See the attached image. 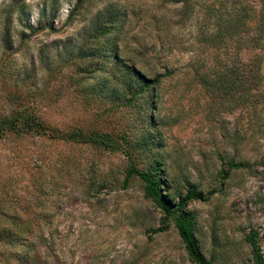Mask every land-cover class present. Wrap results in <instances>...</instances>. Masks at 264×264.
<instances>
[{"label":"rangeland","instance_id":"obj_1","mask_svg":"<svg viewBox=\"0 0 264 264\" xmlns=\"http://www.w3.org/2000/svg\"><path fill=\"white\" fill-rule=\"evenodd\" d=\"M236 12L248 15L243 38L227 21ZM263 17L264 0H0V114L125 134L139 166L162 157L171 197L192 184L214 191L186 206L204 255L250 264L251 229L264 253V165L219 171L230 157L256 163L264 136L252 108L213 97L194 70L216 52L252 56L259 48L247 40ZM115 53L160 76L154 109L144 110L146 90L130 105L115 98L126 93ZM127 163L122 151L45 136L0 140V200L12 215L48 221L37 233L40 264H192L172 224L150 231L162 213L139 178L123 183Z\"/></svg>","mask_w":264,"mask_h":264},{"label":"trees","instance_id":"obj_2","mask_svg":"<svg viewBox=\"0 0 264 264\" xmlns=\"http://www.w3.org/2000/svg\"><path fill=\"white\" fill-rule=\"evenodd\" d=\"M79 1L81 0H77V3ZM234 14V17H232L234 20L228 19V24L233 25L240 38H243V33L248 28L246 24L248 15L245 16L240 12ZM223 21L225 19H222L221 22ZM258 21L259 23L254 31L255 34L249 35V40H247L251 43L255 42L254 44L259 48L252 56L247 58L237 56L222 60L216 52L211 63L208 65L203 63L200 70L199 67L194 70V77L205 91L213 97L241 107V109L252 108L259 123L257 130H260L264 136V115L262 116L260 113L261 109L264 108V93L260 90L264 77L262 72L264 17ZM100 29L104 34L109 31L108 26H102ZM244 42L245 39L238 40V44ZM217 48L215 47V49ZM114 65L118 71L116 73L117 77L114 78L117 81L120 79L126 90V93L115 91L113 94L115 98L120 101L122 99L126 105H130L134 97L144 96L146 90L152 96L147 99L144 110L154 109L160 76L150 78L146 72L136 67L134 61L124 60L120 53L114 54ZM259 106H261V109H259ZM147 119L150 120L149 115H147ZM28 134L64 140L71 144H89L113 152L122 151L128 158L125 168L126 178L123 183L126 184L130 177L139 178L143 183L145 198L152 201L154 206L162 213L161 224L150 229L152 234L162 232L168 224H172L176 229L187 258L192 264H214L212 258H207L204 255L195 235L194 215L186 208L191 201L209 199L214 191L206 193L192 184L184 193H178L176 196L171 197L167 192L168 181L162 157L154 155L148 165L145 167L139 166L132 160L131 154L134 147H132L125 134L112 135L97 130H83L80 127L61 130L57 127H50L41 119L24 111L12 110L10 113L0 114V140L7 135L23 137ZM138 147L142 148L143 146ZM252 164L264 165V155L256 163H251L245 159L227 158L219 173L221 177L226 178L230 171L250 168ZM3 202L0 200V264H40L39 257L34 250L37 242L43 239V236L42 234L37 235V233L48 224V221L37 217L12 215L9 209L5 208ZM244 241L250 247V264H264V253L259 241V232L251 229L245 235Z\"/></svg>","mask_w":264,"mask_h":264}]
</instances>
